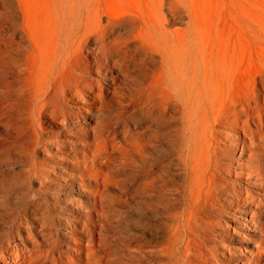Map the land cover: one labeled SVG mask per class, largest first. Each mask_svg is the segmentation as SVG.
I'll return each mask as SVG.
<instances>
[{
    "label": "rangeland",
    "instance_id": "obj_1",
    "mask_svg": "<svg viewBox=\"0 0 264 264\" xmlns=\"http://www.w3.org/2000/svg\"><path fill=\"white\" fill-rule=\"evenodd\" d=\"M0 69L26 93L0 102V249L23 264H156L167 230L148 219L145 251H131L129 220L143 224L153 210L129 189L159 168L173 202L184 136L172 133L189 111L220 147L227 133L239 138L229 161L264 142V0H0ZM81 73L94 95L59 97L58 120L45 115L20 135L16 111L31 93L47 97L52 82Z\"/></svg>",
    "mask_w": 264,
    "mask_h": 264
},
{
    "label": "bare ground",
    "instance_id": "obj_2",
    "mask_svg": "<svg viewBox=\"0 0 264 264\" xmlns=\"http://www.w3.org/2000/svg\"><path fill=\"white\" fill-rule=\"evenodd\" d=\"M61 66L64 67L63 62ZM104 66L107 67V62L97 64L99 73ZM2 72L0 69V74ZM167 79L166 76V82ZM94 84L95 80L90 79L87 73H81L69 86L52 82L51 93L47 97L35 90L30 96L29 109L26 111L19 106L16 111L19 134L25 135V126L33 127L36 121L40 124L45 115L58 120L62 113L61 104H55L58 98L67 100L87 96L89 99L95 93ZM189 90V85L185 89L179 82L172 84L176 95L180 91H186L188 95ZM12 94L16 96L12 103L19 104L20 97L26 96L25 87L15 79L0 81V102ZM46 100L48 109L44 108ZM25 114L28 116L24 118ZM63 120L68 124V116ZM44 123L49 121L44 120ZM158 125L162 128L160 122ZM209 126L210 122L203 118L194 122L189 111L182 123V132L177 127L173 130V142L180 135L184 136V142L177 148L181 182L177 184L171 204L164 200L158 182L159 168H146L141 191L129 189L132 196L144 192L143 207L146 212L153 210V213L143 224L140 220H129L125 235L127 245L131 251L136 247L145 251L146 243L144 245L139 239L151 226L150 219L155 226L162 224L167 230L166 239L158 244L160 247L151 251L160 257L156 264H264V142L260 140V144L258 141L259 145L255 147L241 145L238 151L240 159L229 161L239 138L231 133L225 134L227 141L222 148L217 134ZM216 126H220L218 121ZM29 139L37 146L39 141L35 136L27 137ZM135 229L141 230L137 233ZM14 253L9 258L7 247L1 248L0 263L23 264Z\"/></svg>",
    "mask_w": 264,
    "mask_h": 264
}]
</instances>
